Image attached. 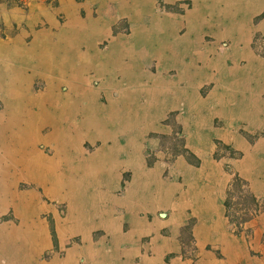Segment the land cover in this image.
<instances>
[{"label":"rangeland","instance_id":"1","mask_svg":"<svg viewBox=\"0 0 264 264\" xmlns=\"http://www.w3.org/2000/svg\"><path fill=\"white\" fill-rule=\"evenodd\" d=\"M30 1L52 8L59 5V0H0V4L26 11ZM153 5L142 14L146 23L135 28L126 17L129 9H119L117 13L109 6L93 12L94 17L109 23L108 35L97 48L105 53L117 43V47L126 49L135 29L136 51L143 49L151 59L146 67L152 77L149 82L164 76L175 80V71L158 75L156 57L164 50L180 48L171 36L172 29L178 36L185 35L182 19L192 8L188 1L169 5L156 0ZM82 11L80 16L85 18ZM4 17V11L0 12V261L91 264L90 259L101 260V254L112 252V237L97 229L100 204L122 195L131 176L123 170L120 183L101 188L97 182L100 170L94 165L103 156L102 146L123 143L122 132L138 131L143 122H125L122 106L109 97L117 93L101 88L110 77V66L105 69L103 80L91 77L88 90H82L71 88L56 66L48 73L39 71L43 68H39L42 58L9 56L5 45L16 30L8 29ZM163 18L167 20L158 23ZM56 19L59 24L65 21L61 13ZM263 19L264 13H259L252 23ZM85 23L90 27V22ZM98 27L101 26L95 25ZM190 43L182 41L186 54L191 50ZM211 43L206 40L200 46L206 48ZM228 45L219 42L216 49L223 52ZM251 48L257 57L264 58L263 33H254ZM210 84L204 83L198 89L200 98H207L215 82ZM89 99L92 102L87 104ZM255 111L251 115L255 120L235 122L237 128L232 133L236 134L229 143L210 137L211 144L205 146L204 137L198 146L188 145L197 131V141L199 136L209 135L203 128L191 126L188 120H177L174 113L167 114L159 132L148 131L144 142L138 144L142 149L139 156L147 170L163 180L166 206L147 218L163 221V243L156 252L152 236L144 237L145 254L137 256L136 263L141 256L153 258L163 251V264L176 259L181 264H264V95ZM225 123L216 119L213 126L226 130ZM115 130L119 132L116 142L101 137L102 132ZM238 136L242 140L239 147L235 143ZM122 145L126 147L125 143ZM213 196L221 219L214 217L210 230L204 231V223L211 220L194 215L195 209L205 208L204 202ZM228 199L231 209L224 205ZM172 200L179 202V208L170 205ZM91 244H96L97 249L86 250Z\"/></svg>","mask_w":264,"mask_h":264},{"label":"crops","instance_id":"2","mask_svg":"<svg viewBox=\"0 0 264 264\" xmlns=\"http://www.w3.org/2000/svg\"><path fill=\"white\" fill-rule=\"evenodd\" d=\"M164 1L169 5H176L180 1L190 3L192 10L182 19L185 22V35L178 36L172 29L171 36L178 41L180 48L182 41L191 42V50L188 54L182 48L164 50L157 54L158 75L175 71L177 78L170 80L164 76L152 83L149 82L152 79L150 71L146 69L151 59L146 51H136L134 47L135 29L131 33L132 42L126 49L117 47L115 43L114 47L103 53L97 45L107 37L109 23L92 14L109 6L115 8L117 13L119 9L126 8L129 9L126 17L135 28V25L139 27L141 23H146L142 14L144 10L153 7L156 0H83L80 3L75 0H59L56 8L30 1L26 11L16 7L8 9L0 4V12L4 11L5 14L4 23L9 30L13 27L16 30L8 38L11 42L5 45L9 56L42 58L39 68H43L39 71L48 73L56 66L71 88L82 90H88L92 84L91 77L103 80L104 71L110 66V77L101 88L117 93L109 97L115 104L122 106L120 110L124 113L125 122L132 125L134 121L143 122V127L138 131L122 132V137H125L123 143L102 146L100 152L103 156L94 165V168L100 170L97 182L101 188L120 183V172L123 170L129 171L131 176L122 195L110 197L108 204H100L101 216L97 229L112 237V252L101 254V260L90 259L91 264H163L160 259L163 251L153 258L141 256L139 262H135L137 256L145 254L142 251L145 248L142 244L144 237L152 236L156 242V252L162 249L163 243L160 238L163 221L147 218L166 206L163 180L147 170L139 156L142 149L138 144L144 142L148 131L159 132L167 114L174 113L177 120H188L191 126L197 130L203 128L209 135L199 136L197 141L194 139L197 131L189 139L188 145L196 147L204 137L207 140L205 146L211 144L208 141L210 137L229 143L232 135L236 134L232 133L237 128L235 122L255 120L251 115L256 113L255 110L262 103L264 58L255 55L251 43L255 32L264 34V19L252 23L256 15L264 13V0ZM81 11L85 18L80 16ZM60 13L65 18L62 24L56 19ZM162 20L167 18L160 19L158 23ZM86 21L90 22V27ZM182 21L179 23L181 28ZM95 25L101 27L95 28ZM206 40L212 41L211 46L201 48L200 42ZM223 41L229 44V48L218 52L216 45ZM212 82L215 84L214 87L210 86L207 98H200L198 89L204 83L209 85ZM140 100L145 103H140ZM90 102L92 99L87 104ZM216 119L226 122V130L213 126ZM229 123L234 125L230 126ZM158 127L159 130H155ZM118 134V130L102 132L101 137L116 142ZM235 141L238 147L241 146L239 136ZM124 143L126 147L122 145ZM192 203L195 204L194 201ZM204 203L205 208L199 210L202 206H198L194 215L211 220L204 223L203 229L208 231L214 217L220 220L221 215L217 213L215 196ZM172 204L179 208L177 200H172ZM96 247V244H91L86 250ZM165 247L166 241L163 250H166ZM4 260L0 264H40L36 261ZM170 264L181 263L176 259Z\"/></svg>","mask_w":264,"mask_h":264},{"label":"trees","instance_id":"3","mask_svg":"<svg viewBox=\"0 0 264 264\" xmlns=\"http://www.w3.org/2000/svg\"><path fill=\"white\" fill-rule=\"evenodd\" d=\"M243 197L248 199V197H245L244 195H243ZM224 205H225L226 209H227V208H229V209L232 208V204L230 203V200H229V199L225 202ZM247 210H248V211H253V212L255 211V210H252V208H250V209L248 208ZM247 210H246V211H247ZM244 211H245V210H244ZM229 215H230L229 212L226 211V216H227L228 218H229ZM244 221H246V219H245Z\"/></svg>","mask_w":264,"mask_h":264}]
</instances>
